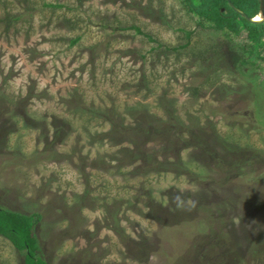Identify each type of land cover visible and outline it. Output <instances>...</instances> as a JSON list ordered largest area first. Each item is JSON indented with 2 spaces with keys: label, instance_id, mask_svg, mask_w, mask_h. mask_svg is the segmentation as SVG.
<instances>
[{
  "label": "rangeland",
  "instance_id": "374dc122",
  "mask_svg": "<svg viewBox=\"0 0 264 264\" xmlns=\"http://www.w3.org/2000/svg\"><path fill=\"white\" fill-rule=\"evenodd\" d=\"M247 43L184 0H0V207L40 213L49 264H264Z\"/></svg>",
  "mask_w": 264,
  "mask_h": 264
},
{
  "label": "trees",
  "instance_id": "16d2710c",
  "mask_svg": "<svg viewBox=\"0 0 264 264\" xmlns=\"http://www.w3.org/2000/svg\"><path fill=\"white\" fill-rule=\"evenodd\" d=\"M193 12L199 18V25L203 28L224 31L228 36L238 37L242 31L248 33L250 43L241 47L244 54H248L249 60L242 61L251 67H260L256 61L263 60L264 55V23H252L250 19H256L264 10V0H184ZM62 8L61 5L52 6ZM138 34H142L137 27H131ZM193 35L187 33V38ZM148 39L153 42L152 37ZM80 38L72 41L76 44ZM189 42L181 47L185 49ZM257 67V68H258ZM172 119V118H170ZM173 120L168 124L173 125ZM43 217L40 213L30 215L21 214L0 207V236L9 240L14 248L24 258V264H49L42 256L40 247V237L38 228L42 223ZM42 242V241H41Z\"/></svg>",
  "mask_w": 264,
  "mask_h": 264
},
{
  "label": "water",
  "instance_id": "95a60500",
  "mask_svg": "<svg viewBox=\"0 0 264 264\" xmlns=\"http://www.w3.org/2000/svg\"><path fill=\"white\" fill-rule=\"evenodd\" d=\"M250 21L252 22V23H262L263 21L262 20H258V19H250Z\"/></svg>",
  "mask_w": 264,
  "mask_h": 264
},
{
  "label": "crops",
  "instance_id": "0c3cea01",
  "mask_svg": "<svg viewBox=\"0 0 264 264\" xmlns=\"http://www.w3.org/2000/svg\"><path fill=\"white\" fill-rule=\"evenodd\" d=\"M257 18V17H256ZM1 237V236H0ZM3 240H1V241H7V243H9V244H11L12 246H13V244L9 241V240H7V239H5V238H2ZM4 245H6V242H4L3 243ZM14 247V246H13ZM15 249V248H14Z\"/></svg>",
  "mask_w": 264,
  "mask_h": 264
},
{
  "label": "bare ground",
  "instance_id": "6f19581e",
  "mask_svg": "<svg viewBox=\"0 0 264 264\" xmlns=\"http://www.w3.org/2000/svg\"><path fill=\"white\" fill-rule=\"evenodd\" d=\"M260 16V15H259ZM259 16H257V18L256 19H258L259 20ZM262 19V18H261Z\"/></svg>",
  "mask_w": 264,
  "mask_h": 264
}]
</instances>
